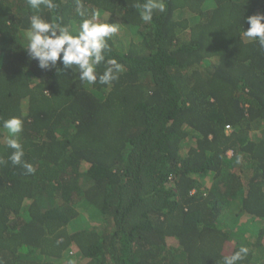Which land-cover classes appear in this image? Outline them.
Instances as JSON below:
<instances>
[{
  "label": "trees",
  "instance_id": "1",
  "mask_svg": "<svg viewBox=\"0 0 264 264\" xmlns=\"http://www.w3.org/2000/svg\"><path fill=\"white\" fill-rule=\"evenodd\" d=\"M75 261L264 264V0H0V264Z\"/></svg>",
  "mask_w": 264,
  "mask_h": 264
},
{
  "label": "rangeland",
  "instance_id": "2",
  "mask_svg": "<svg viewBox=\"0 0 264 264\" xmlns=\"http://www.w3.org/2000/svg\"><path fill=\"white\" fill-rule=\"evenodd\" d=\"M231 217V214H228L227 216H226V218H230ZM84 218H87V217H84ZM87 220H89L90 221V218H87ZM70 256H72V255H70ZM79 261H75V264H77Z\"/></svg>",
  "mask_w": 264,
  "mask_h": 264
},
{
  "label": "built area",
  "instance_id": "3",
  "mask_svg": "<svg viewBox=\"0 0 264 264\" xmlns=\"http://www.w3.org/2000/svg\"><path fill=\"white\" fill-rule=\"evenodd\" d=\"M226 130H229V128H228V127H226Z\"/></svg>",
  "mask_w": 264,
  "mask_h": 264
}]
</instances>
